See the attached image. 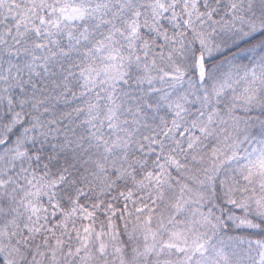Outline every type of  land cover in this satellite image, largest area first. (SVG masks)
<instances>
[{
    "label": "snow or ice",
    "instance_id": "6c2138e0",
    "mask_svg": "<svg viewBox=\"0 0 264 264\" xmlns=\"http://www.w3.org/2000/svg\"><path fill=\"white\" fill-rule=\"evenodd\" d=\"M0 264H264V0H0Z\"/></svg>",
    "mask_w": 264,
    "mask_h": 264
}]
</instances>
